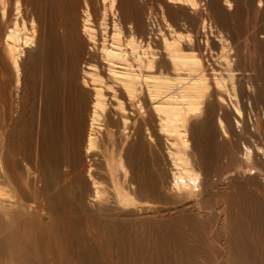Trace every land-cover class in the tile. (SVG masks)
I'll use <instances>...</instances> for the list:
<instances>
[{
    "label": "bare ground",
    "instance_id": "6f19581e",
    "mask_svg": "<svg viewBox=\"0 0 264 264\" xmlns=\"http://www.w3.org/2000/svg\"><path fill=\"white\" fill-rule=\"evenodd\" d=\"M237 2L0 0V264H264V107L246 122L222 81Z\"/></svg>",
    "mask_w": 264,
    "mask_h": 264
},
{
    "label": "rangeland",
    "instance_id": "374dc122",
    "mask_svg": "<svg viewBox=\"0 0 264 264\" xmlns=\"http://www.w3.org/2000/svg\"><path fill=\"white\" fill-rule=\"evenodd\" d=\"M258 1H259V3L261 4V0H238V2H237V4L235 5V7L231 10V18H232V22H233V20H234V23H233V26L234 27H237V28H235L237 31H236V33H238V35H240V46H239V61H241V62H239L240 63V67H243L244 69L243 70H241L240 71V73L241 74H239L238 73V75L240 76L241 75V77H239L238 75L235 77L236 79H234L233 78V81H235L234 83H233V81L231 80V78H227V76L226 77H224V79L222 78V81H225L224 83H226L224 86L226 87V88H228V90L231 88V87H229V86H231V85H234V87H232L230 90H232V91H235L234 93H236V98H237V100H236V98H235V100L237 101L236 102V104L239 106V107H241L240 109V111L242 112H240L241 113V115H242V117H243V115H245L244 116V119L246 120V122L249 120V119H252L253 117H254V115H255V110H257V109H259V106L260 107H264V105H262V104H264V103H262V102H264V101H260L261 99H264V96H262L261 94H264V91H262V90H264V88H262V87H264V84H262V83H260V82H264V69H262V68H264V45H261L262 43L260 42V41H258L257 42V40L255 41L254 39H252V31H253V29L254 28H256V27H258V26H261V25H264V6H262V4H264V0H262V4L260 5L259 3H258ZM258 6H261V7H258ZM258 8V9H257ZM235 11V12H234ZM256 11V12H255ZM255 12V13H254ZM254 26V27H253ZM243 29V30H242ZM252 29V31L250 32L249 30H251ZM248 32H247V31ZM244 31H246V32H244ZM240 33V34H239ZM244 33H246V36L245 35H243ZM251 35V36H250ZM242 36H244V37H242ZM250 41V42H249ZM255 42V43H254ZM257 43H259V44H257ZM210 45H211V47L213 48V49H216L217 48V43H215V42H211L210 43ZM249 45V46H248ZM260 46V47H259ZM256 49V50H255ZM196 51H195V53L197 52V54H201L203 57L202 58H206V54H205V52L203 53V50H198V49H195ZM243 50H246V51H243ZM199 52V53H198ZM201 52V53H200ZM254 52V53H253ZM245 53V54H244ZM255 57V58H254ZM254 59V60H253ZM205 60V59H204ZM248 60V61H247ZM254 61V62H253ZM246 63V64H245ZM243 65H246V66H243ZM250 65H251V67H250ZM260 65V66H259ZM254 66L255 67H257V68H254ZM259 66V67H258ZM250 67V68H249ZM254 68V70H252V69ZM261 68V69H260ZM242 69V68H241ZM259 69L261 70V71H259ZM246 71V73H243V72H245ZM248 71V72H247ZM251 71H253V74H251L252 72ZM256 72H258V74L256 73ZM247 73H248V75H247ZM255 73V74H254ZM247 76H246V75ZM249 74H251V75H249ZM210 74H207V78H206V80H207V82H208V84H210L211 82H212V84H210V86L212 85H214V79H212L211 78V76L212 75H210ZM252 75H257L256 77H254V76H252ZM258 75H259V77H258ZM261 75V76H260ZM249 76V77H248ZM213 77V76H212ZM238 77V78H237ZM251 77V78H250ZM260 77H262V79L260 78ZM245 78V79H244ZM250 78V79H249ZM213 81H212V80ZM226 79V80H225ZM256 79V80H255ZM210 80V81H209ZM229 80V82H227ZM251 80V81H250ZM259 80V81H258ZM231 81V82H230ZM254 81H258V82H254ZM239 82V83H238ZM247 83V85L250 87H248V86H245L246 85V83ZM253 83L252 85H251V83ZM231 83V84H230ZM241 83V84H240ZM255 83V84H254ZM258 83V84H257ZM228 84V85H227ZM240 84V85H239ZM259 84H261L262 86H259ZM239 85V86H238ZM254 86V87H253ZM246 87H248V89L249 90H246L247 88ZM253 87V88H252ZM259 87H260V89H259ZM252 88V89H251ZM257 88V90L255 91V89ZM235 89V90H234ZM253 89H254V91H253ZM247 91H249L248 93H247ZM254 93H253V92ZM240 94H239V93ZM256 93V94H255ZM257 93H258V95H260V97L259 96H257ZM261 93V94H260ZM239 94V95H238ZM251 94V95H250ZM235 95V94H234ZM256 95V96H255ZM253 96V97H252ZM257 97V98H256ZM259 97V98H258ZM251 99V100H250ZM250 100V101H249ZM259 101V102H258ZM240 104H239V103ZM261 102V103H260ZM241 105V106H240ZM256 106H257V108H256ZM255 108V109H254ZM250 109H252L251 111H250ZM244 110V111H243ZM248 110V111H247ZM226 112H227V114H226V116H228V119L231 121V118H230V116L232 115L231 113V107L229 108V109H227L226 110ZM244 112H245V114H244ZM249 114H248V113ZM254 112V114H252V113ZM229 114H230V116H229ZM253 115V116H252ZM246 117V118H245ZM250 117V118H249ZM249 122V121H248ZM235 133H238V132H235ZM238 136V137H237ZM201 136H198V135H194V139H195V141L196 140H198V138H200ZM220 136L218 135V139H222V140H224V141H227L226 140V138H224L225 136L224 135H221V137L219 138ZM234 137H236V138H239L240 136L239 135H237V134H235L234 135ZM254 137L255 138H257V139H259V136H258V134H255L254 135ZM226 144H224V145H221V146H219V144H214V147H213V152H214V159L213 160H211L210 162H212V165L211 166H213V167H209V170H207L206 171V173L204 172V173H200L201 175H200V179L202 180V182H201V188H202V191H204L202 194H203V198L205 199L206 198V200H208L209 201V199L211 200L210 202L211 203H213V206L211 207V212H210V214L212 215V216H209L208 217V221H209V223H211V222H213V223H215L216 221H215V213H216V209H217V206H215L214 204V200L216 199V198H218V199H220L221 198V196H219V195H217V193L215 192L216 190H219V192H221L222 191V189H223V191L228 187L229 188V186H231L232 185V183L229 181V182H226L225 184H224V186L223 185H221L218 181H220V175H224V173H223V171H225L224 169H226L225 167H226V165L225 164H229L230 163V161H231V159H230V154H231V144L233 143V142H225ZM202 142L201 143H198V147H200V150L202 149L203 150V148H202ZM204 146V145H203ZM228 147H230V148H228ZM217 148V149H216ZM222 149V150H221ZM217 150V151H216ZM218 157V158H217ZM228 158V159H227ZM219 159V160H218ZM227 161V162H226ZM228 161H229V163H228ZM218 162V163H217ZM222 162H223V164H222ZM226 162V163H225ZM232 162V161H231ZM219 163H221L222 164V166H221V164H219ZM224 165V166H223ZM216 166V167H215ZM222 167H224V168H222ZM212 168H213V170H212ZM217 170H219V171H217ZM209 171V172H208ZM220 171H221V174H220ZM215 172V173H214ZM209 173V175H207ZM223 173V174H222ZM207 176H206V175ZM220 174V175H219ZM247 174H249L248 172H247ZM235 176H237L236 174H234ZM202 176V177H201ZM209 176V177H208ZM245 176H246V173H245ZM248 176V175H247ZM211 177V179H209ZM207 179V180H206ZM213 179H216V180H213ZM204 180V181H203ZM209 180V181H208ZM217 183H216V182ZM204 182H207V183H204ZM210 182L211 183H213V184H210ZM203 183V184H202ZM209 184V185H208ZM226 185V186H225ZM228 185V186H227ZM206 186V187H205ZM220 186V187H219ZM207 188V189H206ZM210 193V194H209ZM222 199V198H221ZM214 210H215V213H214ZM213 212V213H212ZM232 213V212H231ZM211 217V218H210ZM212 217H214V219H212ZM227 217L228 218H230L231 219V215L230 214H228L227 215ZM212 219V220H210V219ZM214 220V221H213ZM229 220V219H228ZM211 221V222H210ZM213 223L211 224V225H213ZM219 224V225H218ZM221 225H223V223H222V221H219V222H217V224H216V226L214 225V229L216 228V232H217V230L219 229V228H217V227H221L220 229V235L222 236L221 238V240H223V243L225 244V236L229 233L230 234V231H229V229H227V228H225L226 226H224V229H223V226H221ZM227 230V231H226ZM226 231V232H225ZM229 231V232H228ZM222 232V233H221ZM226 233V234H224V233ZM228 234V235H229ZM204 253V254H203ZM203 253H201L200 254V257L202 258V261H203V264H205V262H206V264H226V262H228L227 264H231L232 263V260H230L231 259V257H227L224 261L225 262H223V260L221 259V256L219 255V254H213L212 252H210L209 250H205V251H203ZM209 253V254H208ZM203 254V255H202ZM207 255V256H206ZM214 255L216 256V257H214ZM145 258H148V256H150L149 254H146V255H143ZM204 256V257H203ZM219 256V257H218ZM216 258V259H215ZM208 259V260H207ZM213 261H212V260ZM228 259V260H227ZM221 260V261H220ZM227 260V261H226ZM216 261H218V262H216ZM220 261V262H219Z\"/></svg>",
    "mask_w": 264,
    "mask_h": 264
}]
</instances>
